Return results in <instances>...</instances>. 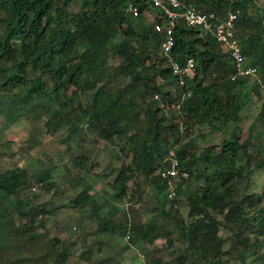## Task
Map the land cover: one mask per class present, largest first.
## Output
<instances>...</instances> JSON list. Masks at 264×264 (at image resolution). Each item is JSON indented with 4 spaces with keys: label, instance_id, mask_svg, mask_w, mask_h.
<instances>
[{
    "label": "trees",
    "instance_id": "16d2710c",
    "mask_svg": "<svg viewBox=\"0 0 264 264\" xmlns=\"http://www.w3.org/2000/svg\"><path fill=\"white\" fill-rule=\"evenodd\" d=\"M183 1L204 11L240 9L237 34L247 63L257 67L260 78L244 75L232 80L236 67L231 55L210 33L202 36L200 29L187 26L182 19L174 31L175 43L165 54L161 48L165 32L155 28L161 18L148 22L143 0H0V120L5 118L6 126L20 123L24 117L31 122L45 120L44 128L50 133L66 130V143L73 137L83 143L86 128L96 133L98 140L122 142L120 153L131 155V159L118 169L112 192H107L102 202L93 198L92 183L81 173L87 168V158L67 149V155L82 170L73 173L67 167L74 176L69 186H83L70 202L81 208L91 205L99 233L127 235L130 243L126 247L141 240L150 244L161 238L171 240L169 219L174 216L179 236L187 242L185 253L179 255L180 264L194 251H199L200 260L194 264H222L223 254L246 262L263 253V195L247 193L248 184L243 190L237 184L264 167V156L260 151L252 156L254 144L237 132L198 154L191 152L194 140H182L184 130L196 124L214 129L217 122L239 125L246 100L253 92L260 95L264 87V14L254 17L248 11L252 0ZM130 2L139 5L138 15L125 12ZM74 6L77 9L71 10ZM111 57L118 59L115 69L122 74L118 76L131 79L126 86L114 88L116 93L109 87L114 82L109 74ZM188 58L195 59V74L180 84L170 64ZM158 77L174 83L175 91L164 89ZM155 95H161L163 104L178 106L182 125L166 122L163 107L153 100ZM261 109L258 119L264 121V103ZM171 146L177 147L181 168L189 169L191 177L202 182L197 189L185 190V182H178V194L186 195L188 218L179 215L175 200H168L171 206L162 209L160 222L141 223L128 202L123 210L113 206L101 216L106 203L126 199L134 172L158 183L159 193L163 192V181L154 171ZM52 177L51 166L45 162L34 172L22 167L0 170V264H36L43 252L56 264L69 259L68 248L56 249L61 243L57 237L45 245L38 239L45 235L37 231L44 227L40 217L50 210L46 204L33 203L31 183L51 191L56 186ZM252 210L254 221L250 222ZM32 242L33 248H24ZM113 260L100 259L97 264H117Z\"/></svg>",
    "mask_w": 264,
    "mask_h": 264
},
{
    "label": "rangeland",
    "instance_id": "374dc122",
    "mask_svg": "<svg viewBox=\"0 0 264 264\" xmlns=\"http://www.w3.org/2000/svg\"><path fill=\"white\" fill-rule=\"evenodd\" d=\"M75 9L77 7H71V10ZM248 11L253 13L254 17L261 16L258 13L264 14V0H252L248 5ZM155 15L156 12L152 8H148V11L145 12L147 20L149 18L148 22H151ZM262 26L264 39V23H262ZM117 63L118 59L115 57L109 59V74L114 79L109 87L112 88L113 93H116L114 88L119 85L124 87L131 81L128 76H118L122 74L116 70ZM112 73H115V75ZM254 76L260 78L258 73ZM157 81L162 83L163 88L166 90L175 91L176 89L174 83L164 82L160 77L157 78ZM250 83L253 84L252 81ZM153 100L163 107L167 116V123L177 122L182 125L183 117L177 105L163 104L161 95L158 99L155 97ZM246 101L247 104L241 112L242 120L239 125H235L233 122L227 124L217 122V130L208 124H196L187 131L184 130L183 143L194 140L195 148H192L191 152L198 154L206 146L219 145L225 138L230 137L232 132H237L243 140L250 138L254 144L250 152L252 156H255L257 151H260L261 156H264V121L258 119L264 103V87L261 88L260 95L253 92L252 97ZM1 119L0 129H4L0 133L1 171L22 167L34 172L41 169L44 162L51 166L52 180L56 186L50 191L42 185L33 184L32 182L31 185L34 187L35 194L31 197V200L34 204H46L45 208L50 210L49 213L40 217L44 221V227L38 228L37 231L40 234L45 233V235L38 237V239H41L45 245V243L51 244V239L57 237L61 243L56 249L60 250L65 247L70 252L69 259L63 264H97L98 260L111 257L114 258L113 261L117 264H180L178 261L179 255L185 253L184 249L187 247V242L180 238V231L174 216L169 219L172 229L171 240L161 238L153 244L141 240L137 244L126 247L130 243L127 235L112 234L110 232L99 233L97 231L99 227L96 220L97 216L90 211L91 205L81 208L70 202L82 192L83 186L82 184H75L74 187L69 186L74 182V176L69 174L67 167H70L73 173L82 170L80 171L67 155V149L70 147V151H76L79 156L87 158V168L81 173L85 174V177L92 183L90 193L93 198L102 202L104 198H107L106 193L112 192L111 185L118 174V169L124 161L128 163L131 159V155L127 157L120 153L122 142L117 139L111 143L98 140L97 136L94 138L96 133L86 128L83 134V143L78 144L75 137L71 138L70 143H66L65 139H68L66 130L62 129L50 133L44 128L45 120L31 122L30 119L24 117L20 123L6 126L5 118ZM165 133L168 135V132L165 131ZM169 139L173 142V138L169 137ZM251 165H254V163ZM247 170L245 169V171ZM97 175H107V177L100 178ZM201 183L194 175L188 180V183H185L184 190L186 188L197 189ZM247 184L248 187L245 192L263 195L261 204L264 207V167L255 169L247 178L239 179L237 186L243 190ZM12 199L17 200V197L13 196ZM168 200L165 190L159 193L158 183L153 182L152 179L147 180L142 173L137 171L134 172V176L128 182V196L126 199L106 203L100 210V214L106 216L113 206L123 210L128 203H131L132 215L140 219L141 223H147L150 220L160 222L162 209L171 206L169 201L172 199ZM173 200H175V209L186 220L189 209L186 195L181 192L179 197ZM126 202L128 203L126 204ZM250 213H253V210ZM255 214L262 217V213ZM253 215L254 213L251 214L250 222L254 221ZM34 243L25 244L24 248L27 249L30 245L33 248ZM228 244L230 245V242ZM227 247L228 245L225 246V248ZM148 252H150V255H146ZM44 253V256L40 257L36 264H56L53 262V257L47 258ZM263 253L250 256L246 262L237 261L232 256L223 254L221 255L222 264H264ZM198 259L199 251H194L186 258L184 264H194L193 262L200 261Z\"/></svg>",
    "mask_w": 264,
    "mask_h": 264
},
{
    "label": "built area",
    "instance_id": "2783aa9c",
    "mask_svg": "<svg viewBox=\"0 0 264 264\" xmlns=\"http://www.w3.org/2000/svg\"><path fill=\"white\" fill-rule=\"evenodd\" d=\"M146 2L160 9L159 17L161 21L155 24V28L158 32H165V39L161 44L165 54H168L172 49L175 43V28L178 21L183 19L187 26L198 28L202 33L212 34L221 43L224 51L231 55L236 67V72L230 75L232 80H236L239 76H254L258 73L257 67L249 65L247 57L243 54L241 40L237 34L236 27L240 15L239 10L228 12L225 17H220L214 11L204 12L193 5L182 6L179 0H146ZM126 10L137 15L140 8L137 4L130 3ZM170 69L178 77V82L184 84L186 77L194 76L196 62L194 58H188L184 63L172 60ZM155 97L158 98L157 95ZM155 174L164 179L167 197L172 200L178 197V182L180 180H188L191 175L189 170L181 168L177 151L174 147L169 148L167 155L156 168Z\"/></svg>",
    "mask_w": 264,
    "mask_h": 264
},
{
    "label": "clouds",
    "instance_id": "9594fccd",
    "mask_svg": "<svg viewBox=\"0 0 264 264\" xmlns=\"http://www.w3.org/2000/svg\"><path fill=\"white\" fill-rule=\"evenodd\" d=\"M180 2H181V4H182V6H190V5H193V6H195V7H197L198 9H200V10H202V11H204L200 6H198V5H196V4H192V3H189V4H187L185 1H183V0H179ZM143 2H144V4H146L147 5V8H146V11H148V8H152V9H154V8H156V7H154V6H151L149 3H147L146 2V0H143ZM130 3H133V2H130ZM129 3V4H130ZM129 4L125 7V12H127V13H131V12H128L126 9H127V7L129 6ZM136 4V3H135ZM139 6V5H138ZM240 11V15H239V18H240V16L242 15V12H241V10L240 9H238V8H235V9H232V8H229V9H227L226 11H225V13H220V12H217V11H215V10H206V11H204V12H209V11H214V12H216V13H218L219 15H220V17H225L227 14H228V12H231V11ZM139 12H140V10H139ZM150 13V12H149ZM131 14H133V13H131ZM145 14V13H144ZM159 14H160V12L158 13H156V15L155 16H153V19H152V21L151 22H154L155 21V19L157 18V17H159ZM138 15V14H137ZM150 15H151V13H150ZM154 15V14H153ZM239 18H238V20H239ZM148 20H149V18H148ZM181 20V19H180ZM183 20V19H182ZM238 20H237V22H238ZM159 22V21H158ZM185 22V21H184ZM186 24V23H185ZM236 27H237V23H236ZM202 32V31H201ZM202 36H204V35H207L208 33H200ZM212 35V34H211ZM213 36V35H212ZM215 38V37H214ZM216 39V38H215ZM217 41V40H216ZM218 42V41H217ZM221 44V43H220ZM172 71V70H171ZM156 96V95H155ZM171 147H174L175 149H176V151H177V147L176 146H171ZM171 147H169V148H171ZM169 148H168V150H169ZM167 153H168V151H167ZM167 153H166V155H167ZM165 155V156H166ZM165 158V157H164ZM162 162V161H161ZM161 164V163H160ZM159 164V165H160ZM158 165V166H159ZM157 166V167H158ZM183 169V168H182ZM186 170H189V169H186ZM190 171V170H189ZM190 174H191V171H190ZM154 175L155 176H157V177H159L162 181H163V184H164V186H165V191H166V184H165V181H164V179L162 178V177H160V176H158V175H156L155 174V171H154ZM192 177H191V175H190V178L188 179V180H190ZM188 180H182V181H184L185 183H188ZM181 181V180H180ZM177 190H178V186H177ZM178 197H179V194H178ZM177 197V198H178ZM168 198V197H167ZM169 199V198H168ZM170 200V199H169Z\"/></svg>",
    "mask_w": 264,
    "mask_h": 264
}]
</instances>
